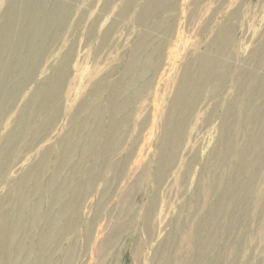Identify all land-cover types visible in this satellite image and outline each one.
Here are the masks:
<instances>
[{"label": "rangeland", "instance_id": "rangeland-1", "mask_svg": "<svg viewBox=\"0 0 264 264\" xmlns=\"http://www.w3.org/2000/svg\"><path fill=\"white\" fill-rule=\"evenodd\" d=\"M0 264H264V0H0Z\"/></svg>", "mask_w": 264, "mask_h": 264}]
</instances>
